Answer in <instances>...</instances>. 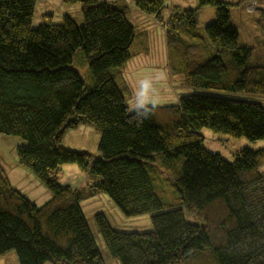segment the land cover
Returning a JSON list of instances; mask_svg holds the SVG:
<instances>
[{
  "label": "trees",
  "instance_id": "obj_1",
  "mask_svg": "<svg viewBox=\"0 0 264 264\" xmlns=\"http://www.w3.org/2000/svg\"><path fill=\"white\" fill-rule=\"evenodd\" d=\"M63 1L81 5L82 24L66 14L61 23L33 27L36 0H0V132L26 141L16 147L17 164L52 194L36 205L0 165V257L14 251L19 264H104L79 203L105 192L134 216L163 208L173 188L182 207L152 214L150 231H118L97 215L112 257L121 264H264V148H243L227 161L205 149L200 134L208 127L264 138L262 103L219 94L264 97V56L253 59L252 48L238 45L227 3L199 0L215 7L200 30L192 9L174 6L164 21V0H133L163 25L170 71L183 74L186 87L215 92L182 94L142 118L128 111L120 81L125 63L147 50L129 6ZM77 50L89 84L72 66ZM80 124L100 133L90 164L89 152L62 144ZM72 162L88 171V182L58 183L59 166ZM184 211L201 223L186 221Z\"/></svg>",
  "mask_w": 264,
  "mask_h": 264
},
{
  "label": "rangeland",
  "instance_id": "obj_2",
  "mask_svg": "<svg viewBox=\"0 0 264 264\" xmlns=\"http://www.w3.org/2000/svg\"><path fill=\"white\" fill-rule=\"evenodd\" d=\"M99 1L111 2L114 5L124 3L129 6L127 13L129 22L135 27L137 33H141L142 31L149 41V53L131 58L123 69V77L129 85V90L125 91L126 105L129 112H132L131 104L134 89L138 87V81L145 78L151 81L150 93L156 99L157 106L177 104L179 97L186 93H215L201 88L184 86L183 74L175 73V75L169 76L163 25L152 16L139 11L134 6L133 0ZM220 1L227 3L230 23L238 33V45L252 48L254 52L253 59L257 56H264V0H255V6L252 9L249 7L251 0ZM174 4L178 5L182 10H194L195 23L200 30L214 20V6H199V0H175ZM172 11V1L164 0L161 9V16L164 21L167 20ZM66 14L70 15L78 25L82 24L83 18L79 3L66 4L63 0H36L32 16V26L37 27L49 21L54 24L61 23L63 16ZM260 19L263 22L262 27L258 24ZM135 49L136 47H132L130 51L134 52ZM72 66L81 73L86 84L91 82V72L80 50L75 52ZM220 92L219 94L257 101L264 105V97L261 96L246 92ZM200 134L202 135L204 148L210 152L218 153L227 161H232L233 154L243 148L251 150L264 148V138L249 140L245 136L234 137L222 132H215L208 127L202 128ZM99 140L100 133L97 130L89 125L80 124L76 128H70L65 131L62 137V144L70 149L89 152L91 154L89 158L90 164L98 157ZM25 142L20 136L7 135L0 132V165L5 170L10 183L16 189H19L36 205H42L51 198V192L30 171L17 164L16 147L25 144ZM59 167L60 172L57 174L59 184L77 187L89 181L88 171L76 162L63 163ZM258 171L264 174V163L259 167ZM166 191L167 196L163 199L165 204L163 208L158 211L134 216L125 215L105 192H101L79 203L82 215L94 243L103 258L104 264H121V262L118 258L110 255L102 237L97 215L102 214L108 223L118 231H150L152 229V214L171 208L182 207L177 191L173 188H168ZM184 218L190 223H201L194 214L185 211ZM0 264H19L16 253L11 251L1 256ZM45 264L51 263L47 262Z\"/></svg>",
  "mask_w": 264,
  "mask_h": 264
},
{
  "label": "clouds",
  "instance_id": "obj_3",
  "mask_svg": "<svg viewBox=\"0 0 264 264\" xmlns=\"http://www.w3.org/2000/svg\"><path fill=\"white\" fill-rule=\"evenodd\" d=\"M151 81L147 78L138 81V87L134 89L131 104L136 116L147 118L156 108L157 101L150 93Z\"/></svg>",
  "mask_w": 264,
  "mask_h": 264
},
{
  "label": "crops",
  "instance_id": "obj_4",
  "mask_svg": "<svg viewBox=\"0 0 264 264\" xmlns=\"http://www.w3.org/2000/svg\"><path fill=\"white\" fill-rule=\"evenodd\" d=\"M172 1V3H173V7L174 6H178V5H175L174 3H175V0H171ZM179 7V6H178ZM142 32V31H141ZM145 32V31H144ZM146 42H147V50H146V52H140V53H137V54H135L134 56H132L131 58H133V57H137V56H140L141 54H144V55H147L148 53H149V41H148V38H147V40H146ZM165 43H166V41H165ZM130 58V59H131ZM166 58H167V71H168V74H170L169 76H173V75H175V74H173L171 71H170V68H169V66H168V54H167V48H166ZM129 59V60H130ZM127 63V62H126ZM125 63V64H126ZM124 67H125V65H124ZM124 67H123V69H124ZM123 69H122V72H121V77H120V81L122 82V83H125L126 84V90L125 91H127V90H129V85H128V83L125 81V78L123 77ZM19 190V189H18ZM20 191V190H19Z\"/></svg>",
  "mask_w": 264,
  "mask_h": 264
},
{
  "label": "built area",
  "instance_id": "obj_5",
  "mask_svg": "<svg viewBox=\"0 0 264 264\" xmlns=\"http://www.w3.org/2000/svg\"><path fill=\"white\" fill-rule=\"evenodd\" d=\"M255 3H256L255 0H251V2L249 4L250 9L254 8Z\"/></svg>",
  "mask_w": 264,
  "mask_h": 264
}]
</instances>
